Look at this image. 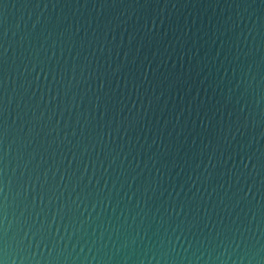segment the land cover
I'll use <instances>...</instances> for the list:
<instances>
[{"label":"water","instance_id":"1","mask_svg":"<svg viewBox=\"0 0 264 264\" xmlns=\"http://www.w3.org/2000/svg\"><path fill=\"white\" fill-rule=\"evenodd\" d=\"M3 264H264V0H0Z\"/></svg>","mask_w":264,"mask_h":264},{"label":"snow or ice","instance_id":"2","mask_svg":"<svg viewBox=\"0 0 264 264\" xmlns=\"http://www.w3.org/2000/svg\"><path fill=\"white\" fill-rule=\"evenodd\" d=\"M0 264H3V261L2 260H0Z\"/></svg>","mask_w":264,"mask_h":264}]
</instances>
